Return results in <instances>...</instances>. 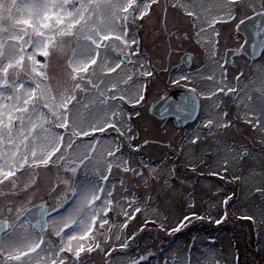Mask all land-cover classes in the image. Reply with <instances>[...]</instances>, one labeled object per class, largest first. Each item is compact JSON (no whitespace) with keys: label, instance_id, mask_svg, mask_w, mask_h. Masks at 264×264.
Listing matches in <instances>:
<instances>
[{"label":"snow or ice","instance_id":"obj_1","mask_svg":"<svg viewBox=\"0 0 264 264\" xmlns=\"http://www.w3.org/2000/svg\"><path fill=\"white\" fill-rule=\"evenodd\" d=\"M159 4L160 0H0V199L7 198V215L0 209V264H90L87 257L93 252L110 257L116 251L113 238L122 241V249L135 239V234L123 237L122 230L142 209L123 175L141 174L126 157L139 153L132 120L141 116L149 78L156 75L140 32ZM171 7L188 18L192 39L213 66L207 76L203 66L188 72L180 68L181 74L170 81L191 93L193 110L200 97L213 101L187 142L196 144L201 128L211 135L214 129L234 126L217 99L221 93L234 101L236 119L264 131V78L258 86L253 80L242 84L241 72L230 86L227 61L217 58V26L241 16L239 28L264 17V0H171ZM174 35L188 38L187 33ZM182 63L191 69L192 57L185 55ZM196 76L211 82L207 91L198 92ZM248 84L254 87L249 90ZM125 144L129 153L123 150ZM247 155V150L241 154ZM90 167L97 179H81L80 173L87 177ZM52 168L57 169L55 182L42 192L39 177ZM223 170L227 171V160ZM114 171L121 174L118 198L115 185L107 187ZM37 199L42 203L35 204ZM119 216L123 223L115 219ZM192 217L204 219L193 212L170 229L151 222L174 234L187 228ZM144 260L142 255L129 264Z\"/></svg>","mask_w":264,"mask_h":264},{"label":"flooded vegetation","instance_id":"obj_2","mask_svg":"<svg viewBox=\"0 0 264 264\" xmlns=\"http://www.w3.org/2000/svg\"><path fill=\"white\" fill-rule=\"evenodd\" d=\"M153 7L155 11L143 22L144 28L140 37L142 49L151 61L156 75L149 78L146 103L139 108L141 116L132 120L133 133L136 134L133 143L140 145L139 153L126 157L131 167L140 168L141 174L133 176L128 173L123 175V179L131 193L138 191L140 194L152 196L170 192L180 197L171 198L173 207L183 211L195 210L200 215H204L206 208H215L222 219L220 227L226 229L228 222H246L250 227H243L244 233L248 235V230L253 229L254 233L255 230L258 233V236L254 235V239L261 238L259 234L264 233V131H254L250 125L236 119L238 109L234 101L230 96L221 93L217 99L222 101L221 107L228 112V119L234 121V126L214 129L211 135L201 128L200 140L196 144L187 142L191 140L193 130L208 115L213 101L200 97L198 107L193 110L188 101L191 93L186 88L174 86L170 81L181 74L180 68L188 72L203 66L202 74L207 76L213 66L192 39V25L188 18L179 9L171 7V0H160V4ZM247 15L251 16L252 13L249 11ZM241 18L238 16L237 20L230 24L217 26L220 31L217 58L220 63L227 61L224 66L230 86L236 83L234 77L241 72L244 73L242 84L253 80L255 86H258L261 78H264V17L245 21L241 28H237L236 24ZM253 25L256 26L255 29ZM176 32L181 36L187 33L188 38L177 39L174 35ZM185 55L192 57L191 69L182 63ZM215 71L218 75V65ZM194 79L201 84L198 92L207 91L211 84L210 81L200 80L198 76ZM253 87V84H248L249 90ZM168 96L169 102L165 107L169 110L167 112L173 115L161 116L154 113V105ZM145 140L148 141L147 144H144ZM81 150H84L83 147ZM123 150L125 153L130 152L127 144ZM245 150L248 155L242 158L241 154ZM170 157L173 158L170 163H176L175 169L178 171V175L171 174L174 175L173 178L169 176L171 171L163 163L168 162ZM224 160H227L226 172L223 170ZM87 171V177H84L83 172L80 173L81 179H97L95 169L90 167ZM213 171L220 175H209ZM120 177L121 174L114 171L107 187L111 189L115 185L116 191H119ZM229 197L231 199H228ZM3 202L6 200L0 199V209H4L7 204L6 202L3 205ZM34 203L39 204L42 201L36 200ZM51 203L50 200L49 205ZM232 209L236 213L239 212L234 218L230 214ZM4 210L6 212V209ZM225 211L227 219H224ZM205 221L207 220H196L197 225L204 224ZM134 224L135 221L131 220L124 229V232L129 234L128 238L135 230ZM223 231L229 234L227 230ZM223 231L220 235L216 234L218 239L223 235ZM214 235L215 233H212L211 236ZM121 242L114 238L110 242L116 247L110 257L97 251L87 259L90 264H106V260L109 264H129L130 260H136L132 239H129L130 246L126 249L118 247ZM105 248H108V245H105Z\"/></svg>","mask_w":264,"mask_h":264},{"label":"rangeland","instance_id":"obj_3","mask_svg":"<svg viewBox=\"0 0 264 264\" xmlns=\"http://www.w3.org/2000/svg\"><path fill=\"white\" fill-rule=\"evenodd\" d=\"M172 160L173 158L170 157L168 162L163 161L171 171L169 174L171 178L174 177L171 174L178 175V171L175 169L176 163H170ZM56 174L57 169L55 168L41 173L39 183L42 192L50 183L55 182ZM118 193L119 191H116L114 195ZM133 194L142 209L141 213L136 214L133 226L135 230L131 233V237L135 234V239L132 241L136 249V260H139L142 255L147 257V260L140 261V264H217V262L218 264H264V233L259 234L261 238L255 237V239L254 235L258 236L256 230V234L253 229L252 231L248 230V235L245 234L243 227L247 225L250 227V224L228 222L225 229L220 227L221 223H217L222 219H220L219 211L215 208H206V211H203L204 215H200L195 210H179L171 205V198L180 199V197L170 192L152 196L140 194L138 191ZM4 199L7 202V198ZM6 202H3V205ZM6 205H4V209H6ZM145 209L147 211H144ZM232 210L230 214L234 218L239 212L236 213ZM193 212L204 217L207 221L197 225L196 219L192 217L191 224L179 233L169 234L168 231H162L158 224L151 222L152 220L162 222L166 228L170 229L185 216L191 217ZM145 216L149 220L147 224H145ZM115 219L123 223L124 217L119 216ZM142 226L144 231L141 232ZM223 230H227L229 234ZM221 231H223V235L218 239L216 234L220 235ZM212 233L215 235L211 236ZM122 235L127 237L129 234L123 229Z\"/></svg>","mask_w":264,"mask_h":264},{"label":"water","instance_id":"obj_4","mask_svg":"<svg viewBox=\"0 0 264 264\" xmlns=\"http://www.w3.org/2000/svg\"><path fill=\"white\" fill-rule=\"evenodd\" d=\"M239 28H241V26ZM169 98H170V96L165 97L164 99L158 101L153 107L154 113H156L157 115H161V116H166L164 114L173 115V113L170 114L169 112H167L169 110H167L165 107V105L169 102ZM36 211H37L36 209H33L34 213Z\"/></svg>","mask_w":264,"mask_h":264}]
</instances>
